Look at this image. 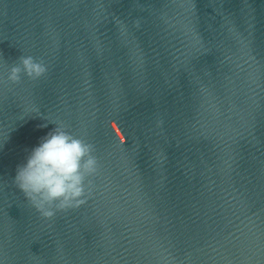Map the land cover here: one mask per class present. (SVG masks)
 Returning a JSON list of instances; mask_svg holds the SVG:
<instances>
[{"label":"water","instance_id":"obj_1","mask_svg":"<svg viewBox=\"0 0 264 264\" xmlns=\"http://www.w3.org/2000/svg\"><path fill=\"white\" fill-rule=\"evenodd\" d=\"M50 122L98 170L45 219L13 179ZM0 264H264V0H0Z\"/></svg>","mask_w":264,"mask_h":264},{"label":"clouds","instance_id":"obj_2","mask_svg":"<svg viewBox=\"0 0 264 264\" xmlns=\"http://www.w3.org/2000/svg\"><path fill=\"white\" fill-rule=\"evenodd\" d=\"M6 80L18 84L22 76L36 80L46 75L48 68L32 56H20ZM41 138L26 161L17 166L13 183L41 217L53 218L57 212L77 208L86 202L89 177L98 170L94 146L72 135L55 122ZM47 127V124L41 125Z\"/></svg>","mask_w":264,"mask_h":264}]
</instances>
